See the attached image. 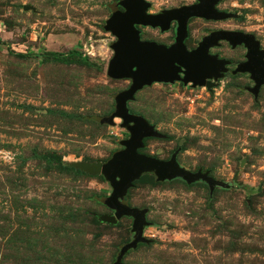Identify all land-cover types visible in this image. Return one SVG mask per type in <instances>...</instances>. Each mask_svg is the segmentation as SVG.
<instances>
[{
	"label": "rangeland",
	"instance_id": "1",
	"mask_svg": "<svg viewBox=\"0 0 264 264\" xmlns=\"http://www.w3.org/2000/svg\"><path fill=\"white\" fill-rule=\"evenodd\" d=\"M113 1L0 0V264H110L131 236L129 217L107 225L87 216L111 213L94 199L110 191L101 175L47 169L40 157L103 162L128 136L118 118L93 119L109 114L112 94L129 83L105 73L114 37L103 25ZM146 1L158 11L193 0ZM218 6L238 17L191 19L187 45L218 26L243 27L264 42V0ZM140 30L141 38L169 39ZM70 49L91 64L42 55ZM214 51L232 63L240 53L224 43ZM245 85L246 75L228 73L209 90L155 82L127 102L161 134L145 138L140 152L166 159L179 148L180 166L231 186L209 195L202 182L149 173L152 182H135L124 199L146 207L150 224L121 264H264V85L255 99Z\"/></svg>",
	"mask_w": 264,
	"mask_h": 264
},
{
	"label": "water",
	"instance_id": "2",
	"mask_svg": "<svg viewBox=\"0 0 264 264\" xmlns=\"http://www.w3.org/2000/svg\"><path fill=\"white\" fill-rule=\"evenodd\" d=\"M216 2L217 0H196L193 4L163 9L156 14L146 13L149 2L145 0H117L108 4L110 14L103 29L108 31L114 40L109 44L112 55L107 60L105 73L112 79H128L129 84L112 94L113 109L109 114L93 116V119L98 123L112 124L113 118H118L120 125L127 130L128 137L120 139L118 143L122 147L114 150L103 162L75 161L67 165L89 175H101L107 181L109 193L95 199L110 209L111 213L97 214L98 221L114 225L123 216L131 219L129 229L131 236L118 246L110 264H121V258L128 250L146 241L142 232L143 228L150 224L145 218L147 208L131 206L124 199L127 189L142 174H152L155 181L178 178L186 184L202 182L206 184L209 195L214 188L231 186L230 183L216 179L206 171L202 172L199 169L191 171L180 166L175 158L179 148H176L167 159L139 152L138 149L143 146V138L160 137L161 134L142 115L129 112L127 108V102L133 99L136 91L153 82L180 81L183 85L190 82L192 87L211 88L214 83L209 79L221 77L227 61L208 54L207 49L221 39L228 41L231 46L247 39L253 40L250 33L218 29L210 30L208 34L202 36L196 48L189 51L184 48L182 40L189 17L221 20L235 16L216 10L214 7ZM118 6L122 9H118ZM172 20L176 21V31L174 42L169 46L139 39V30L135 25L159 27L164 31ZM253 44H257L255 40ZM256 64L257 61L248 50L246 59L232 70V73L244 71L250 73L249 77L254 81V85L247 90L254 98L259 85L264 83V69L254 71ZM178 72L182 75L180 76Z\"/></svg>",
	"mask_w": 264,
	"mask_h": 264
},
{
	"label": "flooded vegetation",
	"instance_id": "3",
	"mask_svg": "<svg viewBox=\"0 0 264 264\" xmlns=\"http://www.w3.org/2000/svg\"><path fill=\"white\" fill-rule=\"evenodd\" d=\"M219 1L220 0H217V2L215 3V5H214L215 9L218 10V11H224V12L231 13V12L226 11L223 8L219 7L218 6ZM195 2H196V0H193L192 2L183 3L181 5H190V4H193ZM181 5L172 6V7H178V6H181ZM172 7L161 8L158 11H151L150 10V3H149L148 8L146 9V13H148V14H156V13H159L163 9H168V8H172ZM118 9H122V8L120 6H118ZM232 14H235V16H230V17H227V18H224V19L237 18L238 17V14L237 13L233 12ZM194 18L195 19H204V18H200V17H189L186 20L185 36H184V38L182 40V43H183L184 48L186 50H188V51L196 48L197 45H198V43H199V41L201 40L202 36L208 34V32L210 30L222 29V30H229V31H241L243 33H250V34H252L253 40H255L256 43H257L256 45L253 44V40L247 39V40H244L245 42H242V43H239V44H235L234 46H231L228 41L221 39V40H218L217 41V44L216 45L211 46V47H209L207 49V53L208 54L216 55L217 58L223 59V60L227 61L226 64L224 65L225 66V70L223 72H221V77H219V78H217L215 80H218V79L222 78L224 76V74H226V73L231 74V75L244 74L251 81V85H245V86L242 87V89L248 91L247 89L249 87H252L254 85V81L249 77L250 76V73H248L246 71L232 73V70L236 67V65L238 63H241V62H243L246 59V54H247L248 50L251 52V55L253 56V59L255 61H257V64L254 65V71H257V69H260V68L264 69V42H262V40H260L258 37H256L253 32H251L249 30H245L243 27L237 26V27H233V28L231 27V28H229V27H224V26L223 27L222 26H218V27H214V28L207 29L206 32L203 33V34H201V35H199V37L197 39H195L194 42H190V45L189 44L187 45L186 40L190 36L189 35V31L190 30H189V27H188L189 26L188 23L190 22L191 19H194ZM224 19H221V20H224ZM204 20H211V19H204ZM212 21H219V20H212ZM168 25H169L168 28L166 30H164V31H161L159 29V27H151V26H148V25H146V26L135 25V27L139 30V39H141V40H150V41H154L155 43L163 44L164 46H169L171 43L174 42V39H175L176 21L175 20H172V21L169 22ZM140 28H149V29H152V30L155 31V35H161L162 33L167 32L168 33V36H169V39H168V41H157V40H155V39H153L151 37L141 38V36H140V34H141ZM221 43H224L229 48V50L230 49L231 50L238 49L240 51L239 57H238V59L235 62L232 63V60L230 58H226V57L222 56L218 51H214L215 49L219 48V46H220ZM260 55H262L261 58H260ZM178 74L180 76L182 75L181 72H178ZM209 81H211V82L214 83V79H212V78H210ZM174 82H180V81H174ZM153 83H155V82H153ZM180 83H182V82H180ZM187 84L190 86V82H188ZM263 85H264V83L261 84V85H259L258 90H257V94H258V91H259L260 87L263 86ZM209 89H207V90H209ZM248 92L252 95V93L250 91H248ZM257 94H256V96H257ZM252 97H253V95H252ZM255 98L253 97V99H255ZM144 139L145 138L142 139V142H143ZM138 151H139V149H138Z\"/></svg>",
	"mask_w": 264,
	"mask_h": 264
},
{
	"label": "trees",
	"instance_id": "4",
	"mask_svg": "<svg viewBox=\"0 0 264 264\" xmlns=\"http://www.w3.org/2000/svg\"><path fill=\"white\" fill-rule=\"evenodd\" d=\"M1 45H2V42H0V46ZM42 55L45 56V57L52 58V59H60V60H66L67 58H70L71 56H75L81 62L87 63V64H91V63H89L87 57H85L83 55H80V53L78 51H76L75 49H70V50H68L64 54L63 53H60V52H55V51H45ZM40 157L43 159L44 164H45V167L47 169H50L51 168V169L58 170V171H66V172L69 171V172H73L74 174H81V175L84 174L85 175V173H83L82 171H79L77 169H74L73 167H70V166L66 165L65 163H63L60 160V157H58L55 154H52V153L47 154L46 153V154L40 155ZM175 179H178V178H175ZM148 181H150V182L153 181L152 180V176L149 175V174H142L137 180L133 181V184L135 182H148ZM190 184H192V183H190ZM85 214H86V212H85ZM79 216L82 217L83 215H81L79 213ZM87 216L90 218L91 222H93L94 224H105V223H102V222L98 221L97 218H96V215H93V214L89 215V214H87ZM107 225H109V224H107Z\"/></svg>",
	"mask_w": 264,
	"mask_h": 264
}]
</instances>
